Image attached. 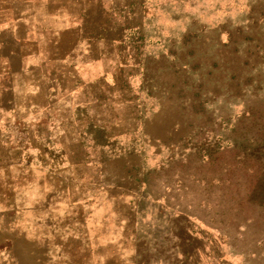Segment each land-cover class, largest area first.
Instances as JSON below:
<instances>
[{
	"label": "rangeland",
	"instance_id": "1",
	"mask_svg": "<svg viewBox=\"0 0 264 264\" xmlns=\"http://www.w3.org/2000/svg\"><path fill=\"white\" fill-rule=\"evenodd\" d=\"M11 2L0 264H264V0Z\"/></svg>",
	"mask_w": 264,
	"mask_h": 264
},
{
	"label": "crops",
	"instance_id": "2",
	"mask_svg": "<svg viewBox=\"0 0 264 264\" xmlns=\"http://www.w3.org/2000/svg\"><path fill=\"white\" fill-rule=\"evenodd\" d=\"M12 4H9L10 5V10H12L11 8L14 9V12L15 14L14 15H10V14H7L9 15V17L7 16H4L2 15L1 11H0V26H2L3 24H11V25H18L19 23H21V19L23 17H20L19 14H20V6L22 5H19V2H11ZM2 15V16H1ZM35 42H33L32 44H34ZM38 45V44H37ZM0 46H2V44H0ZM2 49V48H0ZM27 56L26 55H23V53L21 52V55H20V61L21 62H26L27 61ZM2 60V54L0 53V61ZM45 62L41 65L42 66V69H43V66H44ZM31 76V82L33 79H35L32 83H30V89L29 91L26 90L23 92V94L20 92L19 93V84L22 83V78L23 77H26V76ZM18 76L20 77L19 78V81L18 83L15 82V84L12 86V89H11V92H12V100H11V103H16L18 104L21 100L26 103L27 101L28 102H32L30 100H28V96L30 97H33L35 95V91H37V85L42 81V86H41V90L39 89L40 92H42L44 95L46 94V100H44L43 103L46 102L47 106H50L51 104V97H50V85H49V81L51 79V75L49 72L46 73L45 75V71L44 69L43 70H40V69H32L30 68L29 66L26 65V63L23 65V68L21 71H18ZM46 79V80H45ZM24 81V80H23ZM45 81H46V87H45ZM24 84V83H23ZM36 84V86H35ZM25 85V84H24ZM0 92L3 94L4 92V89H0ZM18 102V103H17ZM33 103V102H32ZM34 104V103H33ZM35 105H33V108H34Z\"/></svg>",
	"mask_w": 264,
	"mask_h": 264
}]
</instances>
